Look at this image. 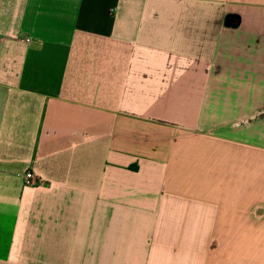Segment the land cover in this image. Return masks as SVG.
I'll return each mask as SVG.
<instances>
[{
    "label": "crops",
    "instance_id": "obj_1",
    "mask_svg": "<svg viewBox=\"0 0 264 264\" xmlns=\"http://www.w3.org/2000/svg\"><path fill=\"white\" fill-rule=\"evenodd\" d=\"M0 264H264V0H0Z\"/></svg>",
    "mask_w": 264,
    "mask_h": 264
},
{
    "label": "built area",
    "instance_id": "obj_2",
    "mask_svg": "<svg viewBox=\"0 0 264 264\" xmlns=\"http://www.w3.org/2000/svg\"><path fill=\"white\" fill-rule=\"evenodd\" d=\"M24 177H25L26 185L32 186L34 184V175H33V173L27 172Z\"/></svg>",
    "mask_w": 264,
    "mask_h": 264
}]
</instances>
